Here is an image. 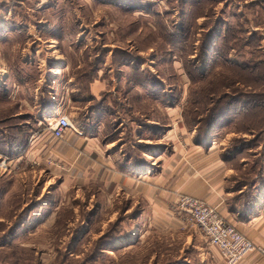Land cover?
<instances>
[{
	"label": "rangeland",
	"instance_id": "1",
	"mask_svg": "<svg viewBox=\"0 0 264 264\" xmlns=\"http://www.w3.org/2000/svg\"><path fill=\"white\" fill-rule=\"evenodd\" d=\"M9 8L23 14L21 25L52 26L57 47L53 63L39 66L0 44V120L6 118L0 128L6 139L19 134L24 143L18 154L0 145V264H201L200 242L187 246L197 228L156 224L150 203L146 209L138 196L113 194L95 181L97 162L44 153L39 133L51 130L34 129L30 118L25 123L16 114L29 111L20 107L36 78L62 68L69 95L53 99L46 123L68 115L86 132L91 120L100 121V137L122 138L118 152L139 156L134 144L147 124L142 133L154 166L151 155L171 151L172 136L220 139L229 144L226 157L242 151L233 163L241 177L258 165L263 180L264 0L0 1V9ZM61 53L67 64L57 68ZM131 59L136 69L123 66ZM99 65L106 86L91 98ZM98 102L103 107L95 113ZM172 120L178 129L171 131ZM157 143L164 145L152 147Z\"/></svg>",
	"mask_w": 264,
	"mask_h": 264
},
{
	"label": "crops",
	"instance_id": "2",
	"mask_svg": "<svg viewBox=\"0 0 264 264\" xmlns=\"http://www.w3.org/2000/svg\"><path fill=\"white\" fill-rule=\"evenodd\" d=\"M5 1L11 2L14 0ZM30 15L26 14L28 17H37L36 14ZM0 17L3 18L0 20L1 47H6L7 50H19L22 53L21 61L24 63L35 62L39 66L53 63L54 56L51 51L57 45L56 40L52 39L53 36H56L55 32H48L52 29V26H46L45 23L39 21L34 23L25 22L27 24L21 25L23 20L19 19L24 16L13 8L4 11L0 9ZM63 27H60V32L63 31ZM22 33H25L26 36H21ZM43 33L44 35L48 33L47 36L51 39H47ZM62 43L61 41V47L63 46ZM31 46H33L35 52H25L26 49L30 50ZM111 52L109 51V54ZM60 57L61 61L58 64L56 62L55 67L67 64V60L62 53ZM2 58L0 57V64L4 63ZM109 61L110 58H107L104 63L108 62L109 65ZM123 66L131 68L126 64ZM111 67L114 66L110 63L107 69L109 75L113 70ZM63 72L65 70L61 68L56 70L55 75L47 72L45 75L38 76L34 89L26 94L25 100L21 99L23 104L20 105V108L24 110L23 107L28 105L29 111L25 112L24 110V113L31 116L34 124L46 122V118L53 112L55 106L53 99L57 95L65 99L69 95L68 90L65 89L67 88L68 79H63ZM101 73V67L98 66L97 76L99 75L98 78L101 79L95 78L91 83L92 94L90 95L94 97L99 94L100 89L106 86ZM3 78H6V82L8 81L7 76ZM20 79L23 78L19 77L18 82ZM58 83L61 90H58ZM49 84L52 85L53 89L47 92L43 88L48 87ZM140 86L142 88V85ZM42 89L43 92H40ZM96 89H99V91L96 92ZM48 98L52 102L49 103ZM98 103V108L93 111L95 113L103 107L102 102ZM21 113V111H18L16 115H21ZM170 113L175 115L173 111ZM94 117L91 116V119ZM173 119H175L174 116ZM172 121L171 131L178 129L175 127L176 121ZM142 125L146 127L145 131L141 130V134L134 144V146L140 147L142 151L140 156L135 153L130 154V152L120 154L115 143L122 138L106 142V138L100 137L99 128H101L102 123L94 120L86 125L89 131L85 132L79 128H74L75 130L69 131L62 140H56L51 132L41 131L42 133L39 134H42L43 137L39 142H41V146L43 145L41 150L44 153H49V151L57 153L60 160L68 162L70 159L79 161L85 158L84 161L87 163L90 161L97 162L95 164L98 167L95 168L94 172L96 175L95 181L101 183L104 190L107 186L111 187L113 194L117 195L120 191H123L132 198L138 196L140 200H144L147 204L146 209L151 207L153 211V214H151L152 220L154 219L153 221L156 224L177 225L180 223L182 220L181 213L175 210L174 201L182 194L189 195L203 199L218 208L228 223L236 226L256 244H264V179H261L263 176L259 175L255 168L245 178L239 175L241 171L234 168L233 163L240 157L238 155L240 153L235 154L233 157H226L223 151L228 148L229 144L221 142L220 139H206V143H204L195 137L179 138L172 136L169 143L171 151L164 152L165 150L162 149L161 153H157L156 156L154 153L153 156L151 155L152 159L153 157L156 159L157 166H154V162L149 161V140L143 136L148 126L147 124ZM47 139L50 141L44 143ZM182 144L186 146L182 147ZM161 145L164 144H152V147L157 146L159 148ZM31 155L33 156V153ZM247 164L245 163V165ZM99 187L101 190V185ZM193 232L196 231H189L187 246L198 247L197 242H200L201 245L198 250L201 264H226L216 246L210 244L200 232L196 234ZM240 264H264V256L254 252Z\"/></svg>",
	"mask_w": 264,
	"mask_h": 264
},
{
	"label": "built area",
	"instance_id": "3",
	"mask_svg": "<svg viewBox=\"0 0 264 264\" xmlns=\"http://www.w3.org/2000/svg\"><path fill=\"white\" fill-rule=\"evenodd\" d=\"M47 129L56 140H62L74 129V124L68 115H61L54 122H47ZM174 204L175 210L181 213L182 226L197 228L210 244L220 250L226 264H240L254 252L264 256V244H256L228 223L218 208L207 201L182 194Z\"/></svg>",
	"mask_w": 264,
	"mask_h": 264
},
{
	"label": "trees",
	"instance_id": "4",
	"mask_svg": "<svg viewBox=\"0 0 264 264\" xmlns=\"http://www.w3.org/2000/svg\"><path fill=\"white\" fill-rule=\"evenodd\" d=\"M124 53V52H123ZM125 57V56H124ZM131 61L132 62H130L129 63V66L131 67V69L132 68H135L136 69V66L137 65H134V61L131 59ZM128 62V61H127ZM132 65V66H131ZM100 66V65H99ZM140 69V68H139ZM97 70H98V67L96 68V72H97ZM136 71V70H135ZM144 77L145 78H148L145 74H144ZM138 78V77H137ZM137 82H139V81H137ZM91 98H94V96L93 95H91L90 96ZM8 99V98H7ZM47 101H49V103L50 102H52L51 101V99H47ZM97 106H95V108H98V105H99V103H97L96 104ZM242 113V112H241ZM240 113V114H241ZM29 114H21V115H19L18 116V118L17 119H22L23 121H25V123H28L27 122V120L30 118V121H29V123L30 122H32V119H31V116L29 115ZM4 119H6V118H3V119H1L0 121H3ZM227 119H229V118H227ZM24 125H26V124H24ZM33 126H32V128H34V129H37V130H40V129H44V125H46L47 126V123L45 122H43V123H36V124H32ZM27 127V129H28V133L30 134V133H32L31 131L32 130H30V128L28 127V126H26ZM8 133V132H7ZM0 134H2L1 135V137H2V140H0V145H3L4 147L5 146H7V151H10L12 154H18V153H20L21 152V150H22V144H24V143H21V141H20V139H19V137H20V135L18 134L17 136L18 137H16V135H14V136H12L11 137V139H6V132H4V129H1L0 128ZM242 152V151H241ZM240 152V153H241ZM239 153V152H238ZM238 153H236V152H234L233 151V153L232 154H230V157H233L235 154L237 155ZM130 154H132L131 152H130ZM258 165H255L254 166V168L255 167H257Z\"/></svg>",
	"mask_w": 264,
	"mask_h": 264
}]
</instances>
